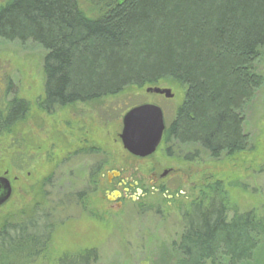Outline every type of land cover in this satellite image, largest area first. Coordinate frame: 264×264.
I'll use <instances>...</instances> for the list:
<instances>
[{"label":"trees","instance_id":"obj_1","mask_svg":"<svg viewBox=\"0 0 264 264\" xmlns=\"http://www.w3.org/2000/svg\"><path fill=\"white\" fill-rule=\"evenodd\" d=\"M85 1L93 7L89 12L81 0H9L0 6V40L31 39L45 50L39 110L51 113L123 91L177 85L184 98L163 142H192L212 156L243 151L239 113L263 86L255 64L264 50V0ZM7 88L1 85L4 96ZM4 96L0 135L30 112L28 101ZM98 171L91 173L92 183ZM207 184L179 209L178 264H224L221 256L232 263L252 259L264 236V215L240 211L224 182ZM53 212L42 223L33 218L28 225L3 226L0 264H40L51 243ZM75 259L72 264H89L97 252L86 250Z\"/></svg>","mask_w":264,"mask_h":264},{"label":"rangeland","instance_id":"obj_2","mask_svg":"<svg viewBox=\"0 0 264 264\" xmlns=\"http://www.w3.org/2000/svg\"><path fill=\"white\" fill-rule=\"evenodd\" d=\"M8 1L0 0V6ZM80 4L86 12L93 9L85 0ZM45 55L31 39L0 40V84L9 86L6 96L0 92V100L18 97L30 104L25 120L0 135V177L6 176L13 188L10 200L0 207V229L10 223L28 225L33 218L42 223L54 210L51 243L40 264H62L60 258L67 255L72 264L86 250L97 252L89 264H178L182 255L174 244L183 230L179 209L198 196L200 185L213 180L224 182L240 211L264 215V50L255 64L263 86L243 102L239 119L246 145L235 156L229 151L212 156L198 144L183 145L173 137L147 158L123 148V117L139 103L158 105L166 127L172 124L184 98L177 85L161 86L172 89L171 100L133 89L42 112L37 101L44 96ZM195 154V160H185ZM169 168L174 175L155 184L154 169L162 173ZM96 169L97 183H92ZM116 173L140 184L121 205L112 203L109 187ZM221 261L264 264V236L252 259L232 263L221 256Z\"/></svg>","mask_w":264,"mask_h":264},{"label":"water","instance_id":"obj_3","mask_svg":"<svg viewBox=\"0 0 264 264\" xmlns=\"http://www.w3.org/2000/svg\"><path fill=\"white\" fill-rule=\"evenodd\" d=\"M146 93L169 100L175 98L170 88L149 87ZM122 123L123 129L119 137L123 148L129 154L137 158H147L156 153L166 130L165 114L161 107L155 104L138 105L124 115ZM12 192L11 181L6 176L0 177V207L10 200ZM114 196L119 197L120 193L116 192Z\"/></svg>","mask_w":264,"mask_h":264},{"label":"flooded vegetation","instance_id":"obj_4","mask_svg":"<svg viewBox=\"0 0 264 264\" xmlns=\"http://www.w3.org/2000/svg\"><path fill=\"white\" fill-rule=\"evenodd\" d=\"M198 154L200 155V153L198 152ZM197 154H195L194 156H187L185 158L186 161H191V160H195L197 158ZM170 157V156H168ZM167 172V175L173 174L174 175V169L169 168L166 169L164 172L160 173L158 170L154 169V172L152 174L153 176V181L155 182V184H158L160 182L161 179L165 178L167 175H165V173ZM120 173H118L117 179L112 180V178H109V187L112 188V193L111 195H113L116 192L120 193L119 197H115L114 200L112 201V203L116 204V205H121V202L126 201L127 199H129L130 197V193H131V189H133L136 186H140L138 180H134V182H132V180H126L123 179L121 177H119ZM119 182V184L117 185L116 183Z\"/></svg>","mask_w":264,"mask_h":264}]
</instances>
